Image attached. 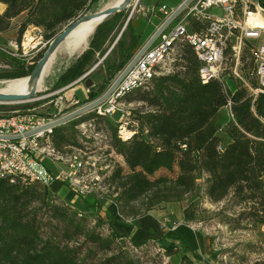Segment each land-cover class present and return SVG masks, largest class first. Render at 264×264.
Segmentation results:
<instances>
[{
    "label": "trees",
    "instance_id": "obj_1",
    "mask_svg": "<svg viewBox=\"0 0 264 264\" xmlns=\"http://www.w3.org/2000/svg\"><path fill=\"white\" fill-rule=\"evenodd\" d=\"M96 1L0 0L6 5L5 11L0 13V34L12 28L14 18L26 13L18 25L19 41L29 26H35L43 29L49 43ZM125 21V12H118L100 23L89 48L61 76L57 86L76 81L101 58L98 66L105 71V78L100 85L90 88L88 98L80 101L90 102L103 94L144 44L143 31L133 17L127 24ZM189 26L193 31L201 27L195 19L190 20ZM120 32L119 40L108 52ZM40 56L30 61L36 65ZM175 58L172 72L156 77L151 84L133 89L121 98L126 100L135 94L129 101H140L150 108L137 115L138 128L129 139L119 136L116 117L112 119L91 111L54 127L53 146L60 154H67L70 147L84 149L77 138L76 127L87 123L95 129V125L103 121L110 147L124 159L128 168L125 171L123 166L117 165L104 180L125 220L128 215L137 214L134 203L146 198L144 206L148 213L163 203L183 200L203 179V192L208 199L219 202L232 192L247 204L248 221L259 230L264 226V123L258 116L263 114L264 95L258 99L256 115L246 89H238L231 95L235 122L224 127V135H213L203 148L196 149V133L227 105L229 97L218 80L201 81L199 63L188 44L181 45ZM33 69V65L26 69V63L22 62L0 77H26ZM161 171L165 174L154 177ZM43 208L51 219L63 224L66 244L52 233L44 234V218L40 216ZM108 217L112 226V216ZM97 226L100 225L89 227L88 219L52 193L48 184H25L18 179L0 177V264H143L123 251L109 253L116 240L125 236L113 228L111 234L104 236L97 231ZM80 237L104 251V256L96 261L82 256L80 247L70 244ZM166 237H161L160 241L164 243ZM173 239L185 242L182 238ZM129 243L138 249L146 241ZM162 246L168 255L177 248L173 243ZM183 263L194 264L186 255Z\"/></svg>",
    "mask_w": 264,
    "mask_h": 264
},
{
    "label": "rangeland",
    "instance_id": "obj_2",
    "mask_svg": "<svg viewBox=\"0 0 264 264\" xmlns=\"http://www.w3.org/2000/svg\"><path fill=\"white\" fill-rule=\"evenodd\" d=\"M111 1L112 0H97L95 3L91 4L89 10L81 12L79 16L104 9ZM166 1L157 0L155 4H163ZM166 3L168 4V2ZM149 8L150 7L146 5V0H134L130 7L121 11L125 12L126 20L131 16L137 25H139V23L141 24L142 31L145 34V42L156 30V28L153 30V26H151L152 18L154 17L151 16L153 14ZM212 12L216 15H221L223 13L222 8L218 7H214ZM25 16L26 13L18 16L14 24H21ZM125 22L127 23V21ZM67 25H65L61 31ZM16 28L17 32H6L8 33V37H0V46H6L10 37H14V39L19 41V31L18 27ZM121 32L110 46L111 48L108 52L111 51L119 40ZM94 33L88 41L86 49L79 55L70 54L61 45L54 56L47 74L45 77L43 76L35 98L18 103H0V116L13 114L14 112L30 111L42 117H51L59 113L56 102L62 101V112H60V116L88 103L81 102L80 106L70 105L71 101L68 98H71V94L68 93L75 87L73 86L69 90L63 91V88L68 85L59 87L57 84L61 76L66 73L73 63L89 48ZM29 38L34 39L32 43L27 40ZM19 42L20 44L24 42L23 47L21 45L18 50V53L20 52L22 54L21 56H23L18 57L20 60L19 63L25 62L26 69L32 65L35 67L34 62L30 60L32 57H36L39 54L43 55L49 45L43 36V29L35 26H29ZM27 42L28 44H26ZM41 57L42 56L39 58ZM100 60L102 59L100 58L99 62ZM248 63L247 68L252 66L250 60ZM5 65L4 62H0V74L8 72L5 70H10L5 67ZM92 68H94V66ZM88 78L94 81L100 79L99 83L96 85H100L103 80V77H99L98 71ZM12 79L17 78L0 77V87L4 82ZM229 83L232 89L237 88L236 81L229 80ZM77 96L82 101L86 99L84 93L80 90H78ZM134 96L135 94L126 97V100H123L124 98L121 99L117 105L116 113L108 115L112 119L115 117L117 118L118 134L122 126H124L123 129H125L126 132H135L139 123L137 115L147 112L150 109L143 102L136 100L129 101ZM232 113L233 111L227 107L221 108L211 121L195 135V148H203L213 135H224V127L228 123L235 122V117ZM76 129L78 130L77 138L82 146H84V149L70 147L71 150L67 152V154L59 153L61 157H58L59 155L54 156V154H49L48 150H46L41 154H37L35 159L38 164L51 174H57V168L60 166L64 169H71L72 164L82 162L83 167L80 168L79 175H83L89 183H92V180L94 181L96 176H100L97 187L93 188V192L89 194L79 193L74 185L65 180H56L50 184L49 187L52 193L57 194L56 196L60 198H65L64 201L67 204L73 206L74 209L86 217L89 227L92 228L99 224L100 226H97V231L107 236L111 234L113 228L110 224L108 215L112 216V221L115 216L117 224H119V220L117 218L118 214L116 208L113 206V203H115V195L110 194L108 187L104 184V180L113 167L116 168L117 165H121L124 167L125 171H128V168L124 159L110 147V137L107 136L105 122L101 121L97 123L95 129L94 127H89L87 123H85L84 126L78 125ZM124 136H126V133ZM66 150L69 149L67 148ZM162 174H165V172H158L154 177ZM198 182L199 185L197 189L193 193L187 195L183 200L163 203L148 213H146L144 206L146 198L134 203L137 209L136 217L133 215H128L126 217L130 220L128 222L130 225L121 223L124 227L137 229L138 227L135 223L140 218L147 214H153L154 216L156 215V211L166 208L167 210L163 211L164 215H160L157 218L159 228H161V230L166 229L160 222L164 221V218L169 219V217H173L174 221L171 222V224L174 225L171 229L173 230V227H175L174 229L178 227L179 229L177 231L179 233L182 232L180 235L182 238L181 240L186 241V243L178 240L174 241V237H166L165 244L173 243L177 247L172 255L166 253V249L162 246L164 243L160 241V235L147 239L146 243L138 249L130 245L129 242L131 240L129 238H118L113 245L112 251L109 253L123 251L129 253L143 264H184V255L188 256L194 264H264V226L258 230L250 224L246 216V210H248L247 204L239 201L232 192L222 201L212 202L204 195V180L200 179ZM110 206L113 207L110 208ZM40 216L44 218V234L48 235L52 233L59 241L66 244V239L63 237L62 231L63 224L57 219H51L50 213H48L46 208L41 209ZM185 234L187 239L184 237ZM136 235V239L139 238L138 233ZM70 244L79 246L82 256H87L90 261H96L104 256V251L98 249L90 242L87 243L84 237L75 239Z\"/></svg>",
    "mask_w": 264,
    "mask_h": 264
},
{
    "label": "built area",
    "instance_id": "obj_3",
    "mask_svg": "<svg viewBox=\"0 0 264 264\" xmlns=\"http://www.w3.org/2000/svg\"><path fill=\"white\" fill-rule=\"evenodd\" d=\"M263 2L264 0H193L159 34L109 98L94 111L106 116L116 113L122 91L128 90L133 84L149 85L156 77L172 72L176 61L175 54L181 45L198 42L199 52L194 54L201 69V81L203 78L218 80L229 97L225 107L231 111L233 105L231 95L238 89H246L251 99L252 110L257 115L258 99L264 95V24L257 23L259 17L264 20ZM214 7L222 8L223 13L213 14ZM149 10L152 14L161 13L163 22L175 8L161 4L152 5ZM191 19L200 23L199 30L190 29ZM10 44L18 47L16 41H11ZM21 45L23 47V43ZM161 56H168V66H161ZM249 60L252 66L247 68ZM90 70L63 88V91L78 83H84L92 72ZM229 80L237 82L236 89L231 88ZM84 86V93L88 96L89 89ZM68 99L71 101L70 105H81L80 99L75 94ZM56 103L59 113L51 117H42L34 112H31V116H22V112L0 116V169L2 173L10 170L21 171L25 177V184L42 182L50 185L56 180H65L74 185L79 193H92L93 188L97 187L100 181V176H96L95 180L89 183L83 175H79V170L83 167L82 162L72 164L71 169L60 166L57 168V174H51L36 162L35 156L46 150L55 156L56 149L51 138L53 128L24 136L27 132L62 116H59L62 112V101ZM258 117L264 123V109L263 114ZM84 125L85 123L81 124ZM123 128L124 126L120 128L119 134L124 136L125 133H130L125 136L127 140L134 132H126ZM5 136L22 137L11 139ZM126 221L130 220L126 219ZM167 222L169 220L164 219L160 223L167 227Z\"/></svg>",
    "mask_w": 264,
    "mask_h": 264
},
{
    "label": "water",
    "instance_id": "obj_4",
    "mask_svg": "<svg viewBox=\"0 0 264 264\" xmlns=\"http://www.w3.org/2000/svg\"><path fill=\"white\" fill-rule=\"evenodd\" d=\"M134 0H123L120 4L106 8L101 9L97 12L91 13V14H85L82 16H79L74 21H71L62 31H60L50 42L46 50L44 51L42 57L37 61L33 71L28 76V85H29V92L26 94H15V93H4L0 92V103H18L23 102L27 100H31L35 98L36 92L38 90V87L43 79L46 66L48 62L50 61L51 57L56 53V51L59 49V47L63 44V42L66 41V39L69 37V35L84 21L90 20V19H97L98 25L102 23L104 20L109 18L110 16L121 12L128 7H130L133 4ZM193 0H183L172 12V14L164 20L158 28L154 31V33L149 37V39L141 46V48L138 50V52L134 55V57L131 59V61L124 67L123 70L119 72V74L114 78V80L111 82V84L108 86V88L105 90L103 94H101L98 98H96L93 101H90L64 115L61 117L48 122L44 126L32 130L30 132H27L24 136H29L37 131L46 130L48 128H54L56 126H60L63 124H66L67 122L76 119L92 110H94L96 107L104 103L109 96L113 93V91L116 89V87L119 85V83L123 80V78L126 76V74L130 71V69L135 65V63L139 60V58L145 53V51L153 44V42L156 40V38L159 36V34L169 25L172 21H174L178 15L192 2ZM137 4V3H136ZM131 16L127 20V22L130 20ZM127 24V23H126ZM97 25V26H98ZM93 71V68L90 70ZM94 85V82L91 78H87L85 80V86L90 89ZM10 137L11 139H19L22 136H5Z\"/></svg>",
    "mask_w": 264,
    "mask_h": 264
},
{
    "label": "crops",
    "instance_id": "obj_5",
    "mask_svg": "<svg viewBox=\"0 0 264 264\" xmlns=\"http://www.w3.org/2000/svg\"><path fill=\"white\" fill-rule=\"evenodd\" d=\"M156 1L157 0H146L147 7H151L152 5H156L155 4ZM182 1L183 0H167L166 2H168V4L166 2H164L163 4L168 5L170 8H176L178 6V4L181 3ZM158 5H161V4H158ZM5 9H6V5L4 3L0 2V13L2 14L5 11ZM151 16L154 17V18H152V22H151V26H153V30H154V28L157 29L158 26L161 24V22H162V14L161 13H155V14H153ZM17 18H14L12 20V28L8 31L9 33L17 32L16 31L17 30L16 27H18V25L14 24V22L16 21ZM139 28L142 30V26H141L140 23H139ZM149 35H147V36H149ZM1 36L6 38V37H8V33H6V32L1 33L0 37ZM144 37H145V34L143 32V42L145 43V38ZM11 41H16L18 43V47H15V46L11 45L10 44ZM7 43L8 44L6 46H0V62H4L6 64L5 67H7L10 70H13V69L17 68L18 64H20L19 63L20 60H19L18 57L21 56V53L20 52L18 53V50L20 49L21 44L24 43V42H22L20 44V42L17 41L16 39H14V37H10V39L8 40ZM22 60H24V59H22ZM98 65L94 68V70L91 72V74L89 76H91L93 73L98 71L99 72V77H103V80H104L105 71L102 68H100ZM10 70H5V71H10ZM99 80L100 79H98V81H94L93 80L94 81V85L99 83ZM84 83H81V84L78 83L77 85H75L74 86L75 88H73L71 91H69L68 94H71V95L75 94V96L77 97L78 90H80V91H82L84 93V90H83V86L85 85ZM67 90H69V89H67ZM84 95H85V98H88V96H89V94L87 96L85 93H84ZM113 204H114L113 206L116 208V211H117V214H118L117 218L119 220V224L120 225L117 224V221L115 220V216H114L113 221H112V226L118 233L124 235L125 238H127V239L129 238L130 240H133V241H136V242H145V241H147V239H149L151 237H154V236H157V235H160V238L163 237V236L181 238L180 235H181L182 232L179 233L177 231L179 229L178 227L176 229H173V230L171 229V227L174 225V224H171V222L174 221L173 217H169L168 220H169L170 223L168 222L166 229H164V230L162 229L161 230V228H159V226L157 224V221H158L157 218L160 215H164L163 211H166L167 210L166 208L156 211V215H154V216H153V214H151V215L147 214V215L143 216L142 218H140L135 223L138 228L134 229V228H131V227H124L123 225H121V223L122 224L125 223L127 225H130V224L119 213L117 204L116 203H113ZM113 206H110V208L113 207ZM150 213H152V212H150ZM171 213H172V210H171ZM117 225L120 226V227H118ZM121 226H123V227H121ZM137 233H138L139 238L136 239V236H137L136 234ZM140 236H142V237H140ZM184 237H185V239H187L186 238L187 237L186 234L184 235Z\"/></svg>",
    "mask_w": 264,
    "mask_h": 264
},
{
    "label": "bare ground",
    "instance_id": "obj_6",
    "mask_svg": "<svg viewBox=\"0 0 264 264\" xmlns=\"http://www.w3.org/2000/svg\"><path fill=\"white\" fill-rule=\"evenodd\" d=\"M121 2H123V0H112L110 2V4L107 7H105L104 9L116 6V5L120 4ZM98 22L99 21L97 19H90V20L82 22L69 35V37L66 39V41L63 42L62 47L67 52H69L70 54H78V55L81 54L86 49L88 41L90 40L92 34L94 33L95 29L97 28ZM257 23L264 24V20L261 17H259L257 19ZM27 40H29V42L32 43V41L34 39L29 38ZM26 44H28V42ZM187 44L189 45V47L192 49L193 52H199L198 42H191V43H187ZM30 47H31V45H30ZM55 54L53 55V57H51L50 61L48 62L47 66H46L44 77L47 74V72H48V70H49V68L53 62ZM161 66H168V56H161ZM199 75L201 76V69H199ZM209 80H211V78H203L202 82L205 83V82H208ZM144 86H146V85L133 84L132 87H130L128 90L122 91V93L120 94V100L127 92H129L133 89L144 87ZM0 92L15 93V94H26V93H28L29 92L28 77L12 79V80L4 82L2 84V86L0 87ZM22 116H31V112L30 111L29 112H22ZM129 134L130 133H126V135H129ZM119 136L125 140V136H123L122 134H119ZM55 155H59V153L57 151H55ZM58 157H61V156L59 155ZM0 177H9V178H11L12 181L18 179L21 182L25 183V177H24L23 173H21V171H19V170H10V171L2 173V169H0Z\"/></svg>",
    "mask_w": 264,
    "mask_h": 264
}]
</instances>
